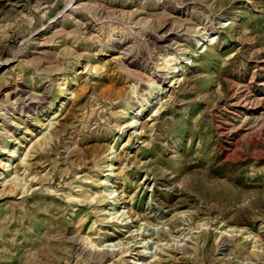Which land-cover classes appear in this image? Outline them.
Masks as SVG:
<instances>
[{
	"label": "rangeland",
	"instance_id": "1",
	"mask_svg": "<svg viewBox=\"0 0 264 264\" xmlns=\"http://www.w3.org/2000/svg\"><path fill=\"white\" fill-rule=\"evenodd\" d=\"M129 261L264 264V0H0V264Z\"/></svg>",
	"mask_w": 264,
	"mask_h": 264
},
{
	"label": "bare ground",
	"instance_id": "2",
	"mask_svg": "<svg viewBox=\"0 0 264 264\" xmlns=\"http://www.w3.org/2000/svg\"><path fill=\"white\" fill-rule=\"evenodd\" d=\"M6 51V50H5ZM177 71H172V73H176ZM177 77V76H176ZM135 123V121H134V118H132V122L130 123V125H132L133 126V124ZM7 167H9V166H7ZM111 198H113L114 199V197H111ZM114 200H116V199H114ZM116 204V203H115ZM119 212V211H118ZM121 216V215H120ZM145 224H148V223H145ZM144 225V224H143ZM148 226L149 225H145V227L143 228V231H142V227H139L137 230V234H130L129 235V240H128V243L126 242V243H124V241H119L118 243L116 242V243H114V244H111V245H109L110 247H119L122 243L121 242H123V244H130L131 242H134V243H136L137 244V240L139 239V237H141L142 239V241H143V243L145 244L144 246H145V250L148 248L146 245L147 244H149L150 243V241H148L147 239L148 238H144V237H146V235L148 234V233H146V231H150L149 229H148ZM160 226V225H159ZM155 228V227H154ZM130 232V231H129ZM151 238V237H150ZM147 241V242H146ZM146 242V243H145ZM142 243V242H141ZM139 246V245H138ZM147 247V248H146ZM144 250V249H143ZM109 251V250H108ZM112 252L111 253H113V255L115 254V252H118L119 251V249L118 250H111ZM107 252V251H106ZM105 254V253H104ZM109 254V253H108ZM121 254V253H120ZM138 254V253H137ZM112 255V256H113ZM105 256V255H104ZM115 256V255H114ZM106 257H108V256H106ZM109 257H110V255H109ZM123 257V256H122ZM141 257V256H140ZM111 258V257H110ZM103 259V258H102ZM99 260V259H98ZM139 261V260H138ZM138 261L137 262H135L134 263V261H129V263L130 264H138ZM141 263V262H140Z\"/></svg>",
	"mask_w": 264,
	"mask_h": 264
}]
</instances>
